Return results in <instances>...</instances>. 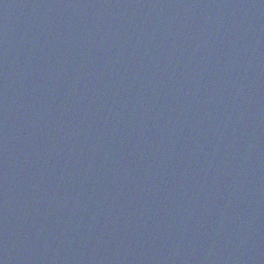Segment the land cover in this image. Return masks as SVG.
<instances>
[{
  "label": "water",
  "instance_id": "95a60500",
  "mask_svg": "<svg viewBox=\"0 0 264 264\" xmlns=\"http://www.w3.org/2000/svg\"><path fill=\"white\" fill-rule=\"evenodd\" d=\"M0 264H264V0H0Z\"/></svg>",
  "mask_w": 264,
  "mask_h": 264
}]
</instances>
